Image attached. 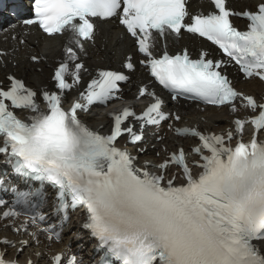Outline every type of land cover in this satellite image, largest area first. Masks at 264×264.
<instances>
[{
    "label": "snow or ice",
    "instance_id": "1",
    "mask_svg": "<svg viewBox=\"0 0 264 264\" xmlns=\"http://www.w3.org/2000/svg\"><path fill=\"white\" fill-rule=\"evenodd\" d=\"M188 3L33 0L31 18L21 21L49 37L64 36L63 59L54 69L52 89L30 88L12 75L0 87V156L15 173L56 189L52 208L64 214L65 222L69 208L85 211L83 227L103 253L100 264H264V140L257 138L264 132V98L258 101L239 90L229 73L233 67L244 80L264 83V0L243 11L234 10L228 0H208L212 10L207 13H192ZM232 17L245 18L246 30ZM98 21L122 26L142 57L139 64L173 101L226 107L235 117L219 134L168 124L178 136L198 140L190 149L199 158L192 166L183 147L162 160L140 163V155L147 153L146 128L182 120L148 84L138 86L136 99L147 96L152 102L139 115L129 106L108 112V133L93 130L81 119L93 106L107 108L122 99L121 83L130 82L123 70L97 68L79 89L88 72L81 56L86 43L96 42ZM182 29L211 41L222 57L203 49L195 57L187 48L170 53L167 40L178 38ZM31 60L39 62L41 57L32 55ZM135 68L133 56L127 55L122 69ZM73 91L78 95L69 100ZM242 109L250 113L245 118L239 115ZM130 120L139 123V130ZM246 125L254 129L247 142ZM125 135L128 140L121 146L119 139ZM127 144L136 149L135 155ZM173 166L179 177L169 175ZM193 167L200 171L193 174ZM46 203L42 187L17 191L11 204L0 198L5 227L30 237L20 240L18 248L8 237L0 239V264H21L25 248H39L41 230L29 229L45 221L40 209ZM21 216L25 219L17 226ZM43 231L49 241L61 240L54 227ZM8 248H16L15 259L6 258ZM34 255L40 258L41 252ZM24 264L36 262L28 258ZM49 264L82 261L61 252Z\"/></svg>",
    "mask_w": 264,
    "mask_h": 264
},
{
    "label": "bare ground",
    "instance_id": "2",
    "mask_svg": "<svg viewBox=\"0 0 264 264\" xmlns=\"http://www.w3.org/2000/svg\"><path fill=\"white\" fill-rule=\"evenodd\" d=\"M113 43H114L113 40L105 42V44H104V46L106 47L105 54H108V50H110V48L112 47ZM254 84H256V83H254ZM211 113L213 114V119L222 120L223 118H226V114H224V112L222 114H217L216 111L211 112ZM93 123H94V125L96 127H99L101 125H105L106 124V119H104V118L95 119V120H93ZM162 142L167 143L168 140L166 139V140H164ZM186 142L189 143L190 141L187 140ZM71 226H73V232L68 234V240L73 243V245L75 246V249H79L80 248V246H79L80 245V239L79 238H80V236L84 235V233L82 232L81 227L79 225H77L76 223H72ZM84 243H85V246H87L88 242H84ZM80 249H81L82 253H84L86 255L89 254V252L87 250H84L83 247L80 248Z\"/></svg>",
    "mask_w": 264,
    "mask_h": 264
}]
</instances>
